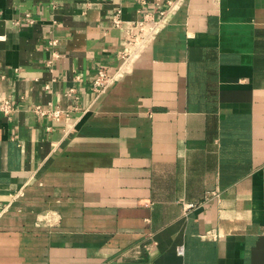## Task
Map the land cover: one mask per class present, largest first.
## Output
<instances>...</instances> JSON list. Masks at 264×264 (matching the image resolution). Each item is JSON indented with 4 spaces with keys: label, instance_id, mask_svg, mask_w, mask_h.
I'll return each mask as SVG.
<instances>
[{
    "label": "crops",
    "instance_id": "1",
    "mask_svg": "<svg viewBox=\"0 0 264 264\" xmlns=\"http://www.w3.org/2000/svg\"><path fill=\"white\" fill-rule=\"evenodd\" d=\"M145 1L0 0V264H264V0H184L97 92Z\"/></svg>",
    "mask_w": 264,
    "mask_h": 264
},
{
    "label": "built area",
    "instance_id": "2",
    "mask_svg": "<svg viewBox=\"0 0 264 264\" xmlns=\"http://www.w3.org/2000/svg\"><path fill=\"white\" fill-rule=\"evenodd\" d=\"M184 0H165L166 6L162 9H158L156 12L152 10H144L143 17L139 19H132L126 21L122 17V10L118 11L113 16V23L115 26L121 28L126 35V45L119 52V60L121 62L119 68L110 73L107 65L103 64L99 67L96 78L94 79V89L102 93L109 88L113 82L119 79L124 74L123 68L139 56L142 49L148 44V42L157 34L159 28L166 22L169 15L176 13L181 7ZM142 4H146L145 0H142ZM127 23V24H126ZM56 43V41H52ZM75 88L69 90V94H72ZM13 109V103L10 99L0 101V111L9 114ZM35 111L41 116H51L56 120H60L63 116H70L72 109H64L60 105L49 103V105L37 104ZM75 109V107H74ZM219 196L218 191H213L207 198ZM198 205L195 203H189L186 205L187 210H191ZM204 236L217 237L214 231H208ZM183 247L179 248V252L183 253Z\"/></svg>",
    "mask_w": 264,
    "mask_h": 264
}]
</instances>
